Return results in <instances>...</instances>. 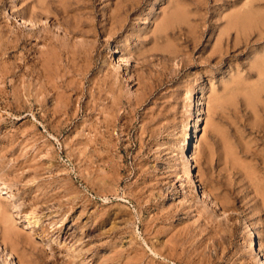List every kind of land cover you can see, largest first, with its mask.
<instances>
[{"label":"rangeland","instance_id":"obj_1","mask_svg":"<svg viewBox=\"0 0 264 264\" xmlns=\"http://www.w3.org/2000/svg\"><path fill=\"white\" fill-rule=\"evenodd\" d=\"M0 186V264H264V0H0Z\"/></svg>","mask_w":264,"mask_h":264},{"label":"bare ground","instance_id":"obj_2","mask_svg":"<svg viewBox=\"0 0 264 264\" xmlns=\"http://www.w3.org/2000/svg\"><path fill=\"white\" fill-rule=\"evenodd\" d=\"M196 88H197V87H196ZM0 193H1V194H6V193H8V192L6 191V188H5V187L0 186Z\"/></svg>","mask_w":264,"mask_h":264}]
</instances>
